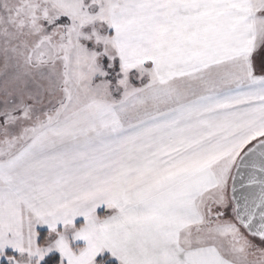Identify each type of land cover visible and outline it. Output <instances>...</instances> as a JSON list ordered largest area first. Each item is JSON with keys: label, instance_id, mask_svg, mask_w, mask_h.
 Listing matches in <instances>:
<instances>
[{"label": "snow or ice", "instance_id": "obj_1", "mask_svg": "<svg viewBox=\"0 0 264 264\" xmlns=\"http://www.w3.org/2000/svg\"><path fill=\"white\" fill-rule=\"evenodd\" d=\"M262 49L264 0H0V257L264 264Z\"/></svg>", "mask_w": 264, "mask_h": 264}, {"label": "rangeland", "instance_id": "obj_2", "mask_svg": "<svg viewBox=\"0 0 264 264\" xmlns=\"http://www.w3.org/2000/svg\"><path fill=\"white\" fill-rule=\"evenodd\" d=\"M66 18V17H64ZM67 20V18H66ZM264 51V50H263ZM107 57H103L100 59V63L102 65V67L104 68V70L108 73L107 76L104 77V79H109L112 80L113 83L115 82V78H116V74L119 71V60L118 58H116V60L113 62V69H108L107 68ZM145 67H147L146 63H145ZM138 75V71L136 69H132L129 71V82L133 85V86H139L141 83H143L144 81H146L145 76L144 78L142 77L141 79H136V76ZM95 80H99L101 79V77L99 76V74H97L94 77ZM1 260H5L3 257H0V261Z\"/></svg>", "mask_w": 264, "mask_h": 264}, {"label": "crops", "instance_id": "obj_3", "mask_svg": "<svg viewBox=\"0 0 264 264\" xmlns=\"http://www.w3.org/2000/svg\"><path fill=\"white\" fill-rule=\"evenodd\" d=\"M109 32H111V29H109ZM263 50L264 49H262L261 52L257 53V59H259L260 56L264 55V51ZM145 63L147 65V67H151V62L150 61L145 62ZM145 79L147 80V74H145ZM96 212H97V214H99L100 212H102L103 215H106V214H109L110 210H106L105 206L103 204H101V205H98L97 206ZM74 223H76L77 225H79L80 223H83V217H77V218H75ZM36 230H37V232L38 231H42V230H46L47 231V226L46 225H37L36 226ZM83 243L84 242L83 241H80V240H78V241L75 242V244L76 245H79V246H83ZM6 251H12V249L10 247H6L5 248V252ZM112 260L116 261L119 264V262L115 258H112Z\"/></svg>", "mask_w": 264, "mask_h": 264}, {"label": "trees", "instance_id": "obj_4", "mask_svg": "<svg viewBox=\"0 0 264 264\" xmlns=\"http://www.w3.org/2000/svg\"><path fill=\"white\" fill-rule=\"evenodd\" d=\"M62 20L66 21V18L63 17ZM98 215H103V213L100 212ZM45 232H47V231H46V230L38 231V233H41V234H43V233H45ZM38 238H39V237H38ZM6 253L15 254V253H13L12 251H6ZM112 261H113V264H118L116 261H114V260H112ZM0 264H7V261H6V260H2V261L0 262ZM42 264H43V262H42Z\"/></svg>", "mask_w": 264, "mask_h": 264}]
</instances>
